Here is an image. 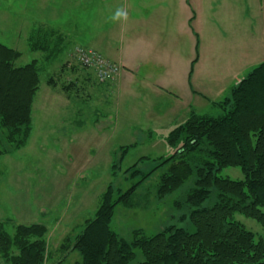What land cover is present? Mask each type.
<instances>
[{"label":"rangeland","instance_id":"374dc122","mask_svg":"<svg viewBox=\"0 0 264 264\" xmlns=\"http://www.w3.org/2000/svg\"><path fill=\"white\" fill-rule=\"evenodd\" d=\"M89 1L0 0V44L20 54L15 67L35 61L40 70L39 89L32 104L30 137L24 148L0 156V225L10 236L19 225L45 226L49 253L45 264L60 260L63 253L59 248L66 245L65 238L72 239L86 220L93 219L100 197L109 185L115 191L125 192L136 181L129 179V173L125 172L127 168L138 159L147 158L138 164V169L146 173L157 165L159 158L165 159L172 154L165 144V136L182 124L186 114L184 109L181 118L168 123L165 128L152 129L153 134L148 137L151 128H147L149 125L143 120L142 110L131 103L132 98L128 95L118 100L117 95H106L100 86L103 83L98 82L94 71L80 65L75 51L81 47H74L69 54H61L51 63L44 60L42 53L30 50L25 37L29 36L28 30L31 31L36 22L58 29V13L66 11L80 15L77 21L67 15L71 25L67 24L66 28L73 30V38L78 42L86 40L92 8ZM246 10L250 12L247 15L250 19L245 21V28L247 23L252 28L253 34H250L254 38L249 42L254 41L255 45L248 63L235 65L239 58H236L234 47L241 45L235 40L236 26L243 20ZM198 11L173 17L175 28L181 26L182 29L180 33L175 29V61L173 74L167 78L170 80L168 89L177 93L182 85L188 88L187 75L190 63L196 57L198 43L200 64L190 79L203 96L189 98L181 93L183 107L191 106L199 110V114L216 117L220 110L212 103L223 100L236 82L229 77V71L236 68V75L242 79L264 60V43L260 37L261 25H264V0H202ZM186 18H195V21L188 24ZM83 19L86 20L84 25L81 24ZM73 21L78 22L77 29ZM24 28L27 30L23 31ZM77 33L81 41L75 37ZM49 79H52L53 87L47 84ZM163 80L159 82L166 86ZM68 85H72L70 91H63L62 87ZM129 146L133 147L113 172L112 163H118L121 148ZM162 172L156 171L140 185L133 208H115L110 229L121 239L130 241L135 230L153 236L169 225L194 231L187 218H181L187 217L189 208H175V203L181 202L191 183L159 200L156 189ZM218 176L232 181L243 180L239 168L223 169ZM234 221L254 234L257 241L264 242L262 228L255 221L239 214L234 216ZM141 260L140 252L136 251V259L130 264ZM79 261V255L74 252L68 254L65 264ZM0 264H4L1 259Z\"/></svg>","mask_w":264,"mask_h":264},{"label":"trees","instance_id":"16d2710c","mask_svg":"<svg viewBox=\"0 0 264 264\" xmlns=\"http://www.w3.org/2000/svg\"><path fill=\"white\" fill-rule=\"evenodd\" d=\"M63 42L57 30L40 26L28 46L51 63L62 53ZM197 49L198 43L188 80L198 59ZM19 58L17 51L0 44V156L24 148L32 130L40 70L35 61L15 67ZM47 84L54 86L52 79ZM71 88L62 87L66 92ZM212 106L220 115L191 111L184 123L166 135L172 154L159 158L153 169L146 173L138 169L147 158L127 168L129 179L136 181L125 192L109 185L93 219L86 220L72 239L65 238L66 245L59 248L63 255L53 264H65L74 252L80 257L75 264H130L136 251L142 256L137 264H264V242L234 221L236 214L242 215L259 224L264 233V62ZM132 147L121 148L118 163H112L113 172ZM226 168H239L243 180L219 177ZM158 170L163 171L156 189L159 200L191 183L175 208H189L187 217L181 218H187L194 231L169 225L153 236L135 230L130 241L121 239L110 229L115 208H133L137 189ZM47 234L45 226L35 224L16 226L10 236L0 225V259L4 264H45Z\"/></svg>","mask_w":264,"mask_h":264},{"label":"crops","instance_id":"0c3cea01","mask_svg":"<svg viewBox=\"0 0 264 264\" xmlns=\"http://www.w3.org/2000/svg\"><path fill=\"white\" fill-rule=\"evenodd\" d=\"M89 2L92 7L87 21L89 35L86 40H82V43L73 38V30L69 27L66 28V25L71 23L67 19V15H71L76 21L80 15L76 16V14L67 11L64 14L58 13V29H53L57 30L64 39L61 54L67 55L74 47H81L99 54L110 63L118 65L120 71L115 79L100 86L106 95H117L118 100L122 96L128 95L132 98L131 103L142 110V113L145 114V116L142 115L143 120L148 123L147 128H151L150 132H147L148 137L153 134L152 129L156 131L154 128H165L168 123H173L176 119L181 118V112L184 109L186 114L181 123L187 120L191 111L198 113L199 110L196 108L183 107L184 99H182L181 94L183 93L189 98L203 96L194 88L193 80H188L187 75L188 88L181 84L182 88L178 94V92L168 89L170 88V80L167 78L172 76L174 68L175 29L178 33L182 29L181 26L175 28L173 17L183 13L188 15L191 10L194 13H199L202 0H97V2L90 0ZM95 7L99 9L96 10ZM120 7L125 8L128 12L127 22L111 20L112 13ZM245 13L243 20L239 21L236 26L235 40L241 45L234 47L237 49L236 58H239V61H235V65L239 62L248 63L249 56H252L251 49L255 45L254 41L249 42L254 38L251 36L253 34L252 28L248 27V23L247 28H245V21L250 19L247 16L250 12L246 10ZM62 18L66 19L61 21ZM186 20L190 24L193 20L195 21V18H186ZM76 21L73 23L75 24ZM40 23L36 22V26L31 31L28 30L29 36H25L27 41L38 27H51L49 24ZM85 23L86 20L83 19L81 24L84 25ZM77 24L78 22L75 24V29H77ZM183 26L185 27V24ZM26 30L23 29V31ZM240 31L242 32L241 35ZM75 37L81 41L80 34L77 33ZM260 37L264 43V25H261ZM199 61L197 59L193 73L200 64ZM226 72L228 73V71ZM229 74V77L236 80L235 85L243 79H239V75H236V68L230 70ZM162 79L167 84L166 86L159 82ZM232 87L228 89L225 96L228 95Z\"/></svg>","mask_w":264,"mask_h":264},{"label":"built area","instance_id":"2783aa9c","mask_svg":"<svg viewBox=\"0 0 264 264\" xmlns=\"http://www.w3.org/2000/svg\"><path fill=\"white\" fill-rule=\"evenodd\" d=\"M75 54L80 65L93 70L100 83H107L114 80L120 71L118 65L108 62L93 51L80 48L76 49Z\"/></svg>","mask_w":264,"mask_h":264},{"label":"clouds","instance_id":"9594fccd","mask_svg":"<svg viewBox=\"0 0 264 264\" xmlns=\"http://www.w3.org/2000/svg\"><path fill=\"white\" fill-rule=\"evenodd\" d=\"M128 18V12L123 7L117 8L111 15V20L114 22H127Z\"/></svg>","mask_w":264,"mask_h":264}]
</instances>
